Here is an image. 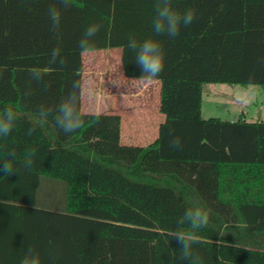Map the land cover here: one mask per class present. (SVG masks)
<instances>
[{
  "label": "trees",
  "instance_id": "16d2710c",
  "mask_svg": "<svg viewBox=\"0 0 264 264\" xmlns=\"http://www.w3.org/2000/svg\"><path fill=\"white\" fill-rule=\"evenodd\" d=\"M154 2L0 0V110L20 113L0 154L33 160L10 176L0 161V264H21L29 248L40 264H188L167 233L195 207L209 212L193 246L202 264H264V121L202 116L205 83L264 89V0H172L195 11L175 38L153 34ZM91 24L100 25L92 49L121 48L126 77L142 75L130 38L162 45L165 120L147 146L121 143L119 114L82 112L79 42ZM56 48L63 64L49 63ZM34 68L45 73L39 82ZM75 81L83 126L65 134L50 116L28 135L41 107L55 110ZM44 178L66 183L62 205L41 201Z\"/></svg>",
  "mask_w": 264,
  "mask_h": 264
},
{
  "label": "clouds",
  "instance_id": "9594fccd",
  "mask_svg": "<svg viewBox=\"0 0 264 264\" xmlns=\"http://www.w3.org/2000/svg\"><path fill=\"white\" fill-rule=\"evenodd\" d=\"M71 0H59V4L63 8L70 6ZM48 17L51 21V30L57 31L61 21V9L53 5L47 10ZM195 18V11L191 8L181 12L174 10L172 0H155L154 16L152 18V32L156 37L167 36L175 38L179 35L182 27L189 26ZM100 30V25L91 24L84 32L83 37L79 42V47L83 51H91L92 39ZM127 49L135 54V62L141 69L142 75L137 78L141 84H152L155 82L159 74L164 68L165 54L161 43L153 38L138 42L134 38H130L127 43ZM50 64H63L64 61L60 58V49H53L51 54ZM30 77L37 82L41 81L45 73L40 69H30ZM79 81L73 84V91L68 96L61 100L58 107L52 108L41 107L38 118L34 120L33 127L28 129V135H31L37 126H41L48 121L51 116L55 125L65 134L73 133L83 126L82 114L78 107L79 95L77 89ZM53 112L55 114L53 115ZM20 113L11 107H5L0 110V139H6L16 126ZM172 148H179L181 141L179 138H173L170 141ZM0 161H3L5 175L10 176L14 173H20V169H30L33 165L31 156L17 161L14 153L4 152L0 154ZM19 164V167L16 164ZM35 207V206H34ZM178 228L169 231L167 235L176 240L180 245L179 252L182 261H187L188 264H202V260L193 252V246L199 242L198 231L206 227L209 223V212L201 207L187 209L181 218L178 220ZM187 226L188 230H180L179 226ZM21 264H40L38 255L31 248L23 258Z\"/></svg>",
  "mask_w": 264,
  "mask_h": 264
},
{
  "label": "rangeland",
  "instance_id": "374dc122",
  "mask_svg": "<svg viewBox=\"0 0 264 264\" xmlns=\"http://www.w3.org/2000/svg\"><path fill=\"white\" fill-rule=\"evenodd\" d=\"M121 53V48L84 52L86 83L92 89L91 81L95 79L93 77H96L95 93L99 91L107 93L110 90L111 92L127 94L129 97L127 103L128 101L133 102L135 107L131 110L130 115H128L129 113L127 116L123 115L121 143L147 146L152 142V126L150 125L149 131L147 130L144 134L143 104L145 102L150 107L156 103L152 98H144V95L146 96L144 92L147 89L152 94L156 86L150 84L145 87L137 79L125 78L121 64ZM202 105L203 118L220 117L227 120H237L243 117L249 121H262L264 120V89L258 85L205 83L203 85ZM50 180L48 178L43 180V186L40 190L41 201L49 204L54 198L59 205H62L65 198L66 183L55 181L59 184H53Z\"/></svg>",
  "mask_w": 264,
  "mask_h": 264
},
{
  "label": "crops",
  "instance_id": "0c3cea01",
  "mask_svg": "<svg viewBox=\"0 0 264 264\" xmlns=\"http://www.w3.org/2000/svg\"><path fill=\"white\" fill-rule=\"evenodd\" d=\"M103 50H105V49H103ZM121 56H122V53H121ZM123 76L127 79H137V78L126 77L124 75V73H123ZM93 78H95V79H92V81H91L92 89H90L87 86L86 75H85V71L83 70L82 105H81L82 106L81 107L82 112H84V113H96V114H101V113L119 114L122 118V125H121V137H122V134H123V132H122L123 115L125 114L127 116L128 113H129L128 115H130L131 110L135 106H134L133 102L130 103V101H128L129 104L127 103V100H129V97L127 96L126 93H117L115 91L111 92L110 90H108L107 93H102L100 91L95 93V90H94L95 86L94 85H95L96 77H93ZM152 84H154L156 86L154 88V91H152V94H150L149 91L146 89L145 90L146 93L144 92V94H146V96L144 95V98H148V99L152 98L156 104L149 107L144 102L143 105H144V134H146L147 130L149 131L148 127L152 126V133H151L152 139H151V141L153 142L156 140V138L158 136L159 126L165 120V115L160 111L161 83L159 80H156ZM144 86L145 87L149 86V84H144ZM202 110H203V105H202ZM240 118H238V119H240ZM224 120H227V119H224ZM230 121H236V120H230ZM247 121H249V120H247ZM262 121H264V120H262ZM132 123H134V121H132Z\"/></svg>",
  "mask_w": 264,
  "mask_h": 264
}]
</instances>
